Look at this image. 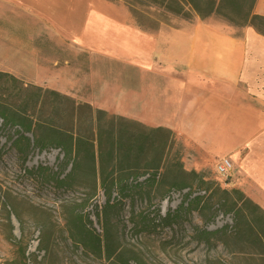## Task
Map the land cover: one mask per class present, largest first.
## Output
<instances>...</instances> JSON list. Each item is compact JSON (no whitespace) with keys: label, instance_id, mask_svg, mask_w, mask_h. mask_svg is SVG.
Instances as JSON below:
<instances>
[{"label":"crops","instance_id":"crops-1","mask_svg":"<svg viewBox=\"0 0 264 264\" xmlns=\"http://www.w3.org/2000/svg\"><path fill=\"white\" fill-rule=\"evenodd\" d=\"M0 3L41 22L46 29L41 40L50 47L68 40L88 55L87 72L75 81L61 69L82 90L80 101L170 130L186 147L191 168L229 158L232 187L264 210V36L198 17L149 30L132 19L124 4L110 0ZM263 6L264 0H258L261 15ZM29 80L68 92L51 80L44 85L38 75Z\"/></svg>","mask_w":264,"mask_h":264},{"label":"trees","instance_id":"trees-1","mask_svg":"<svg viewBox=\"0 0 264 264\" xmlns=\"http://www.w3.org/2000/svg\"><path fill=\"white\" fill-rule=\"evenodd\" d=\"M257 1L123 0L132 19L145 29L156 30L160 23L150 26L144 21L146 13L139 10L141 6L157 8L185 21L193 20V15L201 20L216 17L233 28L253 27L264 36V16L254 13ZM0 119L4 128H17L16 137H9L7 141L22 163H25L31 141L34 149L58 150L62 155L57 171L40 167L30 170V175L65 191L87 187L88 195L83 201L94 197L97 189L101 190L105 198L100 209L101 233L93 228L88 217H75L70 221L69 239L84 253L96 258L103 256L111 264H131L134 260L126 257L125 248L112 231L111 217L119 214L126 199L140 197L150 202V189L154 186L165 194L173 190L188 189V192L184 202L164 215L160 214L159 207L152 212H132L129 222L135 233L152 234L160 226L178 225L184 210L198 213L205 223L213 220L217 213L231 215V226L224 225L216 230L195 227L193 239L206 246L221 242L232 257L240 254L246 261L264 264V210L241 190L212 189L201 173L183 170L180 158L171 161L169 151L175 136L170 130L149 128L93 109L89 104H78L64 94L25 84L6 72H0ZM139 178L143 179L138 181ZM194 181L204 191L203 195L193 193ZM204 199L213 207L207 217L201 211ZM11 231L10 228L9 235L13 238ZM16 246L18 258L8 264H26L27 248L20 240L16 241ZM236 246L239 247L237 254Z\"/></svg>","mask_w":264,"mask_h":264},{"label":"rangeland","instance_id":"rangeland-1","mask_svg":"<svg viewBox=\"0 0 264 264\" xmlns=\"http://www.w3.org/2000/svg\"><path fill=\"white\" fill-rule=\"evenodd\" d=\"M111 1L124 4L123 0ZM138 8L146 13L143 15V20L150 26L158 25L161 21L183 20L180 16L164 13L157 8L142 6ZM259 12L255 6L254 13L261 15ZM195 17L193 15L192 19ZM210 18L220 20L216 17ZM36 21L30 19L23 10L0 3V71L18 78L25 84H34L29 78H34L35 75H38L44 85L50 80L56 85L64 84L68 92H60L61 94L69 96L78 104L85 103L77 98L82 90L72 86L69 81L71 76L64 77L65 74L61 69L69 70L75 81L83 72H87L88 55L77 51L68 40L59 39L50 47L48 41L41 40L46 32L44 25ZM243 28L256 32L250 26ZM19 55L21 59H18ZM0 129V264L16 261L18 240L27 248L26 264H111L103 256L96 258L84 253L81 247L74 245L69 239V232L72 230L70 221L75 217H88L93 228L101 233L100 209L105 203L101 190L97 189L94 197L89 196L88 200L83 201L88 195L87 187L65 191L63 188L56 189L54 185L40 181L37 176L30 175L28 173L30 170L35 171L40 167L57 171L62 155L58 150L34 149L31 141L25 163H22L7 141L9 137H16L17 128L9 126L4 128L0 119ZM29 137L31 139V136ZM169 153L171 161L180 158L183 170L186 172L194 170L201 173L204 180L210 183V188H236L232 187L234 171H231L227 179L216 173L215 166L219 159L213 162L212 167L201 170L191 168L187 149L176 137ZM62 177L65 178V174ZM142 179L139 178L138 181ZM191 187L195 195L204 194V191L198 188L196 181ZM148 188L149 186H146V189ZM163 191L160 192L153 186L150 189V202L147 198L140 197L126 199L119 214L111 217L114 225L112 231L118 235L127 258L137 264H229L230 262L254 264L237 254L238 246L234 249L236 257H232L229 249L221 242L206 246L193 239L195 227L216 230L224 225L231 226L233 223L231 215L217 213L213 220L205 223L198 213L184 210L178 225L160 226L152 234L135 233L129 222L132 212L136 214L142 210L152 212L154 208L159 207L160 214L164 215L184 202L188 189L180 192L173 190L166 194ZM206 201L204 199L201 203V211L205 213V217L213 211V207ZM183 206L186 208L187 204ZM10 228L13 238L9 235ZM134 261L130 263L136 264Z\"/></svg>","mask_w":264,"mask_h":264},{"label":"built area","instance_id":"built-area-1","mask_svg":"<svg viewBox=\"0 0 264 264\" xmlns=\"http://www.w3.org/2000/svg\"><path fill=\"white\" fill-rule=\"evenodd\" d=\"M232 169V162L227 157L220 158L215 166L216 173L224 179H227L230 176Z\"/></svg>","mask_w":264,"mask_h":264},{"label":"bare ground","instance_id":"bare-ground-1","mask_svg":"<svg viewBox=\"0 0 264 264\" xmlns=\"http://www.w3.org/2000/svg\"><path fill=\"white\" fill-rule=\"evenodd\" d=\"M260 10L264 12V6Z\"/></svg>","mask_w":264,"mask_h":264}]
</instances>
